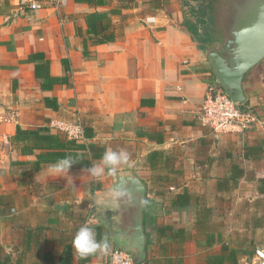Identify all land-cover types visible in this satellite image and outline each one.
<instances>
[{
  "label": "crops",
  "instance_id": "crops-1",
  "mask_svg": "<svg viewBox=\"0 0 264 264\" xmlns=\"http://www.w3.org/2000/svg\"><path fill=\"white\" fill-rule=\"evenodd\" d=\"M39 1L29 10L0 0V264H108L109 252L81 259L72 246L87 223L114 247L102 211L112 174L85 171L101 159L57 177L50 163L36 167L37 150L11 141L16 126L50 128L75 115L90 134L76 142L128 151L118 171L146 186L145 264H249L264 250V58L242 80L254 127L216 137L196 120L215 80L180 27L181 0ZM94 11L106 14L111 41L92 44L85 16Z\"/></svg>",
  "mask_w": 264,
  "mask_h": 264
},
{
  "label": "water",
  "instance_id": "water-1",
  "mask_svg": "<svg viewBox=\"0 0 264 264\" xmlns=\"http://www.w3.org/2000/svg\"><path fill=\"white\" fill-rule=\"evenodd\" d=\"M228 24L222 41L213 42L204 56L215 82L233 102L242 104L246 95L242 86L245 74L264 58V0H230L225 11ZM110 203L102 209L113 224L110 234L114 247L133 257L146 260L144 207L146 186L131 170H119L111 175ZM125 188L131 203H116L110 199L114 188Z\"/></svg>",
  "mask_w": 264,
  "mask_h": 264
},
{
  "label": "built area",
  "instance_id": "built-area-1",
  "mask_svg": "<svg viewBox=\"0 0 264 264\" xmlns=\"http://www.w3.org/2000/svg\"><path fill=\"white\" fill-rule=\"evenodd\" d=\"M21 8L38 10L43 7L39 0H18ZM50 6L59 9L66 4V0H53ZM196 120L203 126L210 129L218 137L221 134H244L254 127L256 122L255 115L245 107L232 101L221 87L214 81L206 87L203 101L197 112ZM50 128L62 132L65 136L72 139H81L84 128L81 119L75 115L72 119L56 121L51 123ZM174 191V187H169ZM108 264H143L136 262L131 254L113 247L107 256ZM249 264H264V250L255 249L250 257Z\"/></svg>",
  "mask_w": 264,
  "mask_h": 264
},
{
  "label": "trees",
  "instance_id": "trees-1",
  "mask_svg": "<svg viewBox=\"0 0 264 264\" xmlns=\"http://www.w3.org/2000/svg\"><path fill=\"white\" fill-rule=\"evenodd\" d=\"M106 16L104 12L94 11L88 13L85 16L86 23L88 26L87 33L93 38L92 44H100L104 42L111 41L114 37L112 34L104 33V27L102 25L103 19ZM203 24V19H198L196 21L184 19L180 27L191 34L193 38L199 35V25ZM197 40V39H196ZM86 42L84 43V51L86 52ZM36 56L30 55L28 60H33ZM210 70V69H209ZM53 80V79H52ZM241 108L245 109L244 104H241ZM50 128L48 127H37L35 129H22L16 126L15 133L11 137L12 143L23 144L22 150L33 152L37 150L36 155V167L38 168L41 163H54L60 158L67 155H72L74 157L79 156L80 162L74 164L75 167H87L89 166L88 159L100 160L104 149L97 147L94 144H81L77 143L75 139L65 136L61 138L59 133H50ZM83 136H90L86 130H84ZM88 156V158L86 157ZM187 198L185 193L176 195L171 201V209H179L182 201ZM145 213V211H144ZM145 262V261H144ZM143 262V264H145Z\"/></svg>",
  "mask_w": 264,
  "mask_h": 264
},
{
  "label": "clouds",
  "instance_id": "clouds-1",
  "mask_svg": "<svg viewBox=\"0 0 264 264\" xmlns=\"http://www.w3.org/2000/svg\"><path fill=\"white\" fill-rule=\"evenodd\" d=\"M130 160V153L124 149L106 150L101 157V162L92 164L85 171L94 178H100L104 175L117 173L121 166L129 165ZM78 162H80L79 156L67 155L49 164L48 172L57 177H64L69 175L70 168ZM110 199L118 204L120 202L131 203L133 198L127 189L117 187L110 193ZM142 203L146 205L147 201ZM72 246L81 259H86L98 253H108L112 248V242L108 236L98 239L95 229L85 223L76 231Z\"/></svg>",
  "mask_w": 264,
  "mask_h": 264
},
{
  "label": "rangeland",
  "instance_id": "rangeland-1",
  "mask_svg": "<svg viewBox=\"0 0 264 264\" xmlns=\"http://www.w3.org/2000/svg\"><path fill=\"white\" fill-rule=\"evenodd\" d=\"M181 2L183 3L184 6L185 18L192 21H196V23H197V17L198 19H203V24L199 25V29H200L199 35L196 37V39L197 41L201 40L200 38L206 39L209 36V30H210V26L212 25V22H211L210 10L205 0H181ZM198 47L201 50V52H204L205 50L208 49V47L204 48L202 45H198ZM3 98H4V94L0 92V99H1L0 105L4 104ZM8 98L14 100L12 96H9ZM1 111L2 110H0V113Z\"/></svg>",
  "mask_w": 264,
  "mask_h": 264
},
{
  "label": "flooded vegetation",
  "instance_id": "flooded-vegetation-1",
  "mask_svg": "<svg viewBox=\"0 0 264 264\" xmlns=\"http://www.w3.org/2000/svg\"><path fill=\"white\" fill-rule=\"evenodd\" d=\"M230 0H205L210 10L211 22L209 36L198 40L199 45L209 47L215 41H222L225 28L228 24L225 11L228 9Z\"/></svg>",
  "mask_w": 264,
  "mask_h": 264
}]
</instances>
